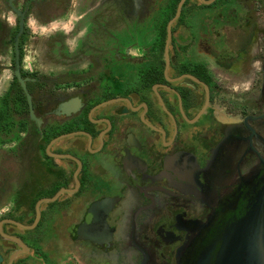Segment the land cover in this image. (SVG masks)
<instances>
[{
  "label": "flooded vegetation",
  "instance_id": "af4514ba",
  "mask_svg": "<svg viewBox=\"0 0 264 264\" xmlns=\"http://www.w3.org/2000/svg\"><path fill=\"white\" fill-rule=\"evenodd\" d=\"M181 2L0 0V264L264 255V0Z\"/></svg>",
  "mask_w": 264,
  "mask_h": 264
},
{
  "label": "rangeland",
  "instance_id": "374dc122",
  "mask_svg": "<svg viewBox=\"0 0 264 264\" xmlns=\"http://www.w3.org/2000/svg\"><path fill=\"white\" fill-rule=\"evenodd\" d=\"M4 15V14H2ZM34 17L36 16H31L29 21V24L32 28V31L35 33H32V37H34V39H32V42L29 44L28 47V51H26V56H25V60H24V66H26L29 69H36V68H43V67H47L45 65V62L43 60V50L41 51V49H43V39L47 37L46 34H49L51 32H53V30H56V28H58L59 24H50L48 25V28L51 29L49 31L44 30V31H40L41 28L43 27ZM54 27V28H51ZM36 51V52H35ZM10 51H6V52H1L0 51V64L9 66L10 64ZM11 71L7 69L4 72L0 71V96L5 92V90L7 89L10 81H11Z\"/></svg>",
  "mask_w": 264,
  "mask_h": 264
},
{
  "label": "water",
  "instance_id": "95a60500",
  "mask_svg": "<svg viewBox=\"0 0 264 264\" xmlns=\"http://www.w3.org/2000/svg\"><path fill=\"white\" fill-rule=\"evenodd\" d=\"M184 1L185 0H182V2L180 3V8H181V6H182V4H183ZM180 8H179V12H180ZM22 23L23 22L21 21L20 34L23 31V24ZM17 38H18V36H17ZM17 38L15 40V42H16V44H15V50H16V74H17L18 80L21 83L22 87L26 90L25 80L22 79L21 73H20L19 49H18V44H17V41H18ZM28 101H29V104H30V114H31V118L34 119V120H36L37 122H39L36 119V117H35V115L33 113L30 95H28ZM223 259L225 260L226 258H223ZM263 261H264V255L262 253V249L260 248V249L255 250V248H253L252 252H249V255L248 256L246 255L245 257H241L238 260L237 264H263ZM226 262H230V259L229 258L226 259Z\"/></svg>",
  "mask_w": 264,
  "mask_h": 264
},
{
  "label": "trees",
  "instance_id": "16d2710c",
  "mask_svg": "<svg viewBox=\"0 0 264 264\" xmlns=\"http://www.w3.org/2000/svg\"><path fill=\"white\" fill-rule=\"evenodd\" d=\"M3 117H4V111L1 113V122H3Z\"/></svg>",
  "mask_w": 264,
  "mask_h": 264
}]
</instances>
